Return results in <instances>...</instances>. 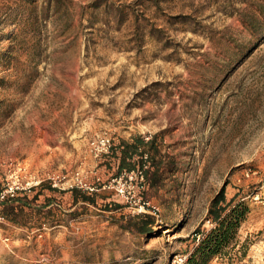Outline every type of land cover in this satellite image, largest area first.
Returning a JSON list of instances; mask_svg holds the SVG:
<instances>
[{"label": "rangeland", "instance_id": "374dc122", "mask_svg": "<svg viewBox=\"0 0 264 264\" xmlns=\"http://www.w3.org/2000/svg\"><path fill=\"white\" fill-rule=\"evenodd\" d=\"M103 135L149 143L144 213ZM263 182L264 0H0V264H171L223 186L248 212L206 264H264Z\"/></svg>", "mask_w": 264, "mask_h": 264}, {"label": "trees", "instance_id": "16d2710c", "mask_svg": "<svg viewBox=\"0 0 264 264\" xmlns=\"http://www.w3.org/2000/svg\"><path fill=\"white\" fill-rule=\"evenodd\" d=\"M133 144L122 142L120 154L117 155V150L114 148L108 154L117 158L118 174L122 170L127 172L134 169V164L131 160L135 155H141L140 147H145L149 143L134 139ZM107 156V157H108ZM77 194L76 190H73ZM84 201H92L88 196L83 195ZM248 212L244 202L236 201L235 197L226 200L225 186L212 199L208 209V220L215 224V227L207 232L203 239L199 242L195 250L187 256L184 264H206L209 258L225 253L232 244L234 245L236 233L240 224L245 219ZM142 234L148 233L147 230L142 229Z\"/></svg>", "mask_w": 264, "mask_h": 264}, {"label": "built area", "instance_id": "2783aa9c", "mask_svg": "<svg viewBox=\"0 0 264 264\" xmlns=\"http://www.w3.org/2000/svg\"><path fill=\"white\" fill-rule=\"evenodd\" d=\"M113 149L111 138L108 136H99L91 142V150L95 157H101L110 154ZM75 187L83 191L93 192V187L85 184L75 174ZM115 191L117 196L124 198L131 208L137 213H144L145 209L149 206V203L137 196L134 192L129 189L134 187V184L141 185L144 182V171L143 169H136L128 173H123L118 179H114ZM254 199L264 206V182L258 188ZM2 220L0 215V221ZM186 255H178L171 264H184L186 261Z\"/></svg>", "mask_w": 264, "mask_h": 264}]
</instances>
